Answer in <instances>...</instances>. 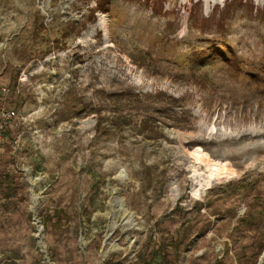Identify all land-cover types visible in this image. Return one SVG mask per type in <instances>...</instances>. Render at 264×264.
I'll return each instance as SVG.
<instances>
[{
    "label": "rangeland",
    "instance_id": "374dc122",
    "mask_svg": "<svg viewBox=\"0 0 264 264\" xmlns=\"http://www.w3.org/2000/svg\"><path fill=\"white\" fill-rule=\"evenodd\" d=\"M228 1L0 0V264L258 263L264 0ZM214 34L239 67L191 64Z\"/></svg>",
    "mask_w": 264,
    "mask_h": 264
},
{
    "label": "trees",
    "instance_id": "16d2710c",
    "mask_svg": "<svg viewBox=\"0 0 264 264\" xmlns=\"http://www.w3.org/2000/svg\"><path fill=\"white\" fill-rule=\"evenodd\" d=\"M238 1L239 5H242L241 0H231L228 2H225L223 7L221 8V11L227 9L229 7L230 4L234 3ZM98 4L100 5V2L97 1ZM198 1L194 2L193 5L198 4ZM251 3V2H250ZM97 4V5H98ZM106 9H104V12ZM191 14V18L194 20V11H190ZM197 18V17H196ZM220 18V17H219ZM212 19V16H208V17H204L201 19V25H198L199 31L200 32H204L206 30H208L207 28H211L212 25L210 24V21ZM40 26L39 28H34V34L35 36H40L41 33H43L45 27H43V22L40 21L39 22ZM214 27L215 28H220L223 27V23L221 20H215L214 21ZM74 27L71 26H65V28H60V30H57L56 32L59 34L57 37H54L55 39V43L56 42H60V40L64 39L67 34L69 32L73 31ZM80 31H76V33L78 34ZM206 42H209V45L205 48H201L199 50H193L192 56H191V64H193L194 66H200L202 64H205L209 61H212V59L215 58H221L225 61L231 62V64H235V66L239 67V61L237 59L236 54L234 53V51L229 47L228 41L226 40L225 35H215L212 38H206L205 39ZM221 44H223L221 46ZM225 46V47H223ZM48 47H45L43 49H38L39 52H45ZM227 48V51L230 53L229 56L226 55L225 53V49ZM252 80H255V77H252ZM6 106L10 105L11 102H5ZM14 188H15V181H12L11 176H10V171L7 169H4L3 171L0 172V196L3 197V199L6 198H10L14 195ZM262 211H264V208L262 209ZM262 217L261 215H256V214H252V212H250L249 214L245 215L243 217V219L241 220V222L243 223H253L256 227H257V236L261 237L263 234V228H264V221L260 218ZM261 219V221H260ZM175 243V241H173ZM172 242V243H173ZM169 246H172L171 243H166V246L163 245V243H157L154 242L152 245V248L149 250V252H147V254L144 256V258H142L139 262V264H164L166 263V249L169 250Z\"/></svg>",
    "mask_w": 264,
    "mask_h": 264
},
{
    "label": "bare ground",
    "instance_id": "6f19581e",
    "mask_svg": "<svg viewBox=\"0 0 264 264\" xmlns=\"http://www.w3.org/2000/svg\"><path fill=\"white\" fill-rule=\"evenodd\" d=\"M196 152H198L199 153V150H197ZM210 166V165H209ZM223 171H219L218 170V166H217V164L216 163H212L211 164V166H210V168H209V175H208V178H206V180L205 181H203V182H200L199 181V184L201 185V188H203L204 186V184L206 185V184H208L210 181V179H211V177L212 176H218L219 174H221ZM257 264H264V251L262 252V254L260 255V257H259V261H258V263Z\"/></svg>",
    "mask_w": 264,
    "mask_h": 264
},
{
    "label": "water",
    "instance_id": "95a60500",
    "mask_svg": "<svg viewBox=\"0 0 264 264\" xmlns=\"http://www.w3.org/2000/svg\"><path fill=\"white\" fill-rule=\"evenodd\" d=\"M0 47H1V43H0Z\"/></svg>",
    "mask_w": 264,
    "mask_h": 264
}]
</instances>
